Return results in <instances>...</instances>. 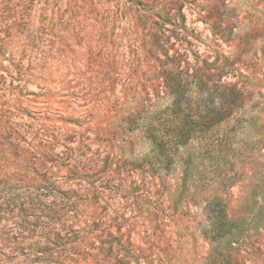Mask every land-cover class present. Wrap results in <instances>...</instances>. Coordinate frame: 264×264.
Returning a JSON list of instances; mask_svg holds the SVG:
<instances>
[{
  "label": "rangeland",
  "instance_id": "1",
  "mask_svg": "<svg viewBox=\"0 0 264 264\" xmlns=\"http://www.w3.org/2000/svg\"><path fill=\"white\" fill-rule=\"evenodd\" d=\"M0 264H264V0H0Z\"/></svg>",
  "mask_w": 264,
  "mask_h": 264
},
{
  "label": "trees",
  "instance_id": "2",
  "mask_svg": "<svg viewBox=\"0 0 264 264\" xmlns=\"http://www.w3.org/2000/svg\"><path fill=\"white\" fill-rule=\"evenodd\" d=\"M206 72H208V74H206ZM206 72L202 75H189L187 72H184L180 66H177L175 68V72L165 77L164 86L173 98L171 103V111L173 115H176L177 111H180L181 109L191 107L188 100H186V96L189 92L190 78H192L193 82L196 83V86L199 88L200 92L205 93L208 91V94L206 93V95H201L199 105L202 107V110L197 108L196 112H193L194 115L190 121L191 124H188L186 119L180 121L181 128L177 132V135L175 134L176 136L174 140L170 142L172 150H177L181 146L185 145L189 135H191L193 132L199 131L198 129L203 128L204 126L206 127L215 125L224 121L229 117L232 111L230 110L232 108H226L225 103L223 102V97L226 94L227 88L218 84V79H213L210 76V70H207ZM210 84H212V87L209 86ZM216 93L219 95L218 102L214 101V96ZM230 93H232L231 90ZM148 137L159 150L162 148V142L159 141V136L156 134V132L154 133L150 131V135ZM160 139L163 140L162 135H160ZM166 158H168V163L165 168L172 164V159L169 157ZM214 206H216L217 209L213 208ZM210 211L212 212L213 216V224L211 227L213 234L218 238H222L230 233L231 231H228L226 211L224 210L223 206L220 205L219 201L214 200L210 204Z\"/></svg>",
  "mask_w": 264,
  "mask_h": 264
}]
</instances>
